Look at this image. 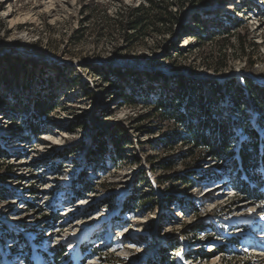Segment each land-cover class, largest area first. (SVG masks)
I'll use <instances>...</instances> for the list:
<instances>
[{"label":"rangeland","instance_id":"1","mask_svg":"<svg viewBox=\"0 0 264 264\" xmlns=\"http://www.w3.org/2000/svg\"><path fill=\"white\" fill-rule=\"evenodd\" d=\"M188 1L173 0L182 8L170 9L179 19L171 36L145 31L126 49L112 19L145 0H0V73L11 57L19 61L14 81L31 79L30 99L47 93V77L58 89L35 138L17 130L0 98V177L10 176L7 166L23 176L20 183L0 179V264H264V189L241 200L227 163L199 162L175 138L180 127L136 94L132 102L122 98L127 86L114 74L126 67L159 74L147 80L159 91L175 89L179 79L264 85V16L252 7L264 12V0ZM224 14L240 19L239 27L227 40L208 38ZM94 65L106 76L96 77ZM245 101L250 128L264 139ZM227 109L220 115L239 119ZM236 133L245 137L244 127ZM195 169L218 170L186 183ZM57 245L64 254L54 259Z\"/></svg>","mask_w":264,"mask_h":264},{"label":"trees","instance_id":"2","mask_svg":"<svg viewBox=\"0 0 264 264\" xmlns=\"http://www.w3.org/2000/svg\"><path fill=\"white\" fill-rule=\"evenodd\" d=\"M145 2L146 5L140 3L138 6L125 7V10L116 13L112 19L119 26L122 42L126 49L140 40L145 31H151L155 35H163V30H165V33L171 36L174 28L179 24V19L170 9L177 8L180 10L182 4L178 5L173 0H145ZM252 7L254 10H258L262 17L264 16V12L258 6L252 5ZM105 17L111 20L108 16ZM223 18L224 21L212 23L214 25L213 30H207L208 33H206L208 38L221 34L226 36L222 39L227 40L231 37L229 31L237 29L241 23L237 17L227 14H224ZM192 21L194 24H200L199 20L192 19ZM196 38L201 39L200 37ZM239 38L238 35L237 40H240ZM5 58L6 61H3L6 65L0 73V98L8 110L12 112L14 116L12 120L15 122L17 130L30 137H38L42 134L41 128L44 117L56 107L58 89L55 87V79L48 77L43 79L42 82L48 83L45 87L47 93L44 95L42 89H39L35 99L32 100L29 97L30 91H32L29 88L31 79L21 83L14 81L15 77L12 74L16 73L19 61L12 63L11 57L5 56ZM91 68L96 77L101 78L100 75L102 74H104L103 77L106 76L105 73H100V67L94 65ZM114 74L122 76L123 86H127L124 87L125 94L121 95L123 99L132 102V97L136 94L146 108L159 115L161 119L171 121L181 128L179 132H176L175 138L181 144L188 145L190 152H198L200 159H197L199 162H205V159H209L220 163L217 168H221L224 162V164H228L227 167L234 174L233 178L238 185L235 193L241 200L258 199L261 194L260 190L264 189V147H260L264 145V139L256 129L250 128L249 116L244 110V106L247 104L246 98L249 99L257 114L256 116H258L256 118L257 123L264 125V85H258L246 78H242L241 85L237 84L236 80H226L215 83V85H212V82H208L206 85L200 83L199 85L196 83L192 85L190 80L179 79L174 83L177 85L175 89L159 91L154 84H147L149 79L152 81L155 80V77L161 79L159 74L156 76L147 73L138 74L136 70L130 71L127 67L123 71V75L119 71ZM112 83L115 85L117 81H112ZM27 103L31 105L30 110L26 109L29 108ZM222 106H227L231 115L239 114V119L220 115ZM243 122L246 123L244 126L242 125ZM241 127H244L243 135L245 136L242 138L236 133V128ZM122 134V131H116L112 135L116 137ZM112 142L115 152H119L117 141L113 140ZM127 142L125 141V143ZM122 147L123 145H121ZM1 152L3 158L7 156L5 150L2 149ZM97 152L98 150H95L91 156L97 155ZM7 169L10 176L0 177L2 182L12 178L18 183L23 180V176L13 173L12 166H7ZM217 170L195 169L190 171L185 177L186 183H192L188 181L190 176L205 179L209 178L210 172L216 173ZM253 176L258 181L257 185L251 184ZM167 205L168 203H166ZM52 251L54 259L63 257L64 248L61 246H54ZM207 257L209 254H205L203 258L206 259Z\"/></svg>","mask_w":264,"mask_h":264},{"label":"bare ground","instance_id":"3","mask_svg":"<svg viewBox=\"0 0 264 264\" xmlns=\"http://www.w3.org/2000/svg\"><path fill=\"white\" fill-rule=\"evenodd\" d=\"M229 10H227V11H229ZM192 41H193L192 37L186 38L185 44L189 45Z\"/></svg>","mask_w":264,"mask_h":264},{"label":"snow or ice","instance_id":"4","mask_svg":"<svg viewBox=\"0 0 264 264\" xmlns=\"http://www.w3.org/2000/svg\"><path fill=\"white\" fill-rule=\"evenodd\" d=\"M261 207H264V205H261ZM262 218H264V216H262Z\"/></svg>","mask_w":264,"mask_h":264}]
</instances>
